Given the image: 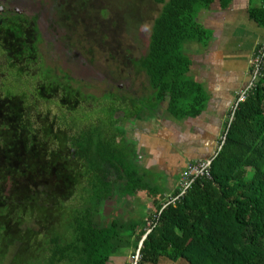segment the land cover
I'll use <instances>...</instances> for the list:
<instances>
[{
  "label": "trees",
  "instance_id": "16d2710c",
  "mask_svg": "<svg viewBox=\"0 0 264 264\" xmlns=\"http://www.w3.org/2000/svg\"><path fill=\"white\" fill-rule=\"evenodd\" d=\"M134 1L139 12L149 3ZM157 1L163 7L154 19L147 54L136 59L129 49L115 48L124 57V69L147 74L154 95L108 92L111 122L76 128L81 90L67 73L53 74L50 68L37 91L0 92V264H113L127 257L129 248L139 258L128 264H264V66L254 89L226 124L211 178H198L165 208L163 192L146 191L153 207L149 211L143 206L138 219L100 221L105 200L144 193L139 191L144 176L117 141L124 133L122 122L140 118L165 101L177 119L200 116L207 94L190 77L192 59L185 44H209L213 34L198 21L200 11L215 3L226 10L234 0ZM55 9L58 22L68 31L78 29V38L90 43L97 38L109 41L110 29L115 36L123 28L137 29L144 19L140 14L130 26V11L116 9L112 0H55ZM13 12L4 20L6 49L15 58L39 61L37 16ZM248 12L264 30V0H251ZM36 96H58L71 115L51 117V111L34 105ZM80 188L82 204H70ZM178 192L179 187L172 195Z\"/></svg>",
  "mask_w": 264,
  "mask_h": 264
},
{
  "label": "crops",
  "instance_id": "0c3cea01",
  "mask_svg": "<svg viewBox=\"0 0 264 264\" xmlns=\"http://www.w3.org/2000/svg\"><path fill=\"white\" fill-rule=\"evenodd\" d=\"M250 5L251 0H234L226 10L219 3L202 9L198 21L209 30L216 28L215 34L207 45L196 41L185 44L192 59L190 77L207 94L206 108L200 116L177 119L167 111L165 101L156 106L160 107L158 110H145L140 118L135 115L122 122L124 133L117 141L127 153H132L133 167L144 176L141 179L144 186L139 188L144 193L126 194L137 200L139 206L149 207L150 211L152 202L146 193L150 190L163 192L162 198L167 200L178 188L180 175L188 163L208 159L217 152L236 93L246 85L254 53L264 43V30L249 16ZM242 27L250 31V35L243 33V36L251 41L248 51L243 45L241 53L238 50L241 44L235 39L242 36ZM149 93L154 95V90L151 88L142 96ZM152 111L156 112L153 117Z\"/></svg>",
  "mask_w": 264,
  "mask_h": 264
},
{
  "label": "rangeland",
  "instance_id": "374dc122",
  "mask_svg": "<svg viewBox=\"0 0 264 264\" xmlns=\"http://www.w3.org/2000/svg\"><path fill=\"white\" fill-rule=\"evenodd\" d=\"M12 1L15 2V4ZM5 2H11V7L23 9L29 16L33 14L38 15V24L42 33L40 59L35 67L38 80L43 77L45 69L50 68L53 74L67 73L70 77L71 84L74 87L80 88L83 98L80 106L77 108L78 110H75L76 117L73 121L78 125L76 128L80 126L82 128L83 125L90 123L101 122L102 124L112 121V116L110 115L112 107L110 106L113 101L106 96L108 92L117 96L124 94L138 97L147 94L151 90L147 74L144 71L138 72L136 69H124L122 64L123 56H119L115 48L117 45H120L122 51L124 48L126 51L129 49L134 58L140 59L144 57L149 50L153 22L163 7L162 3H159L157 0H148L149 3L146 5L143 4V12H139L135 9L136 6H139V2L137 1L112 0V5L116 9L127 8V10L130 11L128 16L130 26L136 23L135 19L140 16V14H143L144 19L137 26V29L136 27L131 30L130 28L120 29V36H115V31L110 29L108 33L110 37L109 41L103 42V40L97 38V40H93V42L90 43L78 38L80 37L78 29H76L77 31H68L69 29L67 27L62 25L61 22H58L57 13L53 9L55 0H0L1 5ZM244 29L243 27L240 28V30H242V36L239 38L236 37L235 39L236 42L241 44L238 49L241 53L244 51L243 45H245V50L248 51L251 41L247 36H243V33L250 35V31ZM215 30L216 28L209 31L215 34ZM69 36H72V40H69ZM6 63V58L5 56L3 57L0 49V68L4 69ZM130 67L133 68L134 66ZM8 77V75L3 76L0 74V81H6L5 93L17 95L25 93L26 90L27 92H30L28 90L32 91L38 81L33 78V75L30 80L29 75H23L19 80H17V76L15 80L18 82L12 80L13 77L11 75L9 79ZM249 77L250 75L248 79ZM88 95L94 97H86ZM135 103L137 105V102ZM40 108L42 110H50L52 116L60 115L61 117L63 113H65L67 117L71 115V113H67L65 109L61 110L56 103L41 101ZM130 108L135 109V106L133 105ZM158 109H160V107L156 108V110ZM125 110H128V107L125 108ZM154 114H156V112L152 111L150 116L153 117ZM61 118L66 119V117ZM75 131L76 129L73 128L72 132ZM223 135L224 132L222 133V136ZM131 156L132 153L130 154V152H128V157H130L128 158L129 160ZM160 175L161 174H158V177H160ZM128 182L131 183L130 181ZM128 182H126V185H128ZM121 183L123 187L124 184L122 181ZM118 195L105 200L101 206L102 219L100 218V221L102 223L108 224L116 217H123L125 219L132 217L138 219L140 215H142L144 207L141 205L139 206L137 200L135 201L131 196L122 198ZM81 197L82 189L80 188L76 198L70 201V204H82ZM116 197L119 198L116 199ZM123 199L126 201L125 203L124 201L122 202ZM126 253L128 254L127 257H121L115 260L113 264H128L131 260L136 262L139 258L138 252L133 256V249L131 248L126 250ZM118 260L120 261L118 262ZM163 264L173 263L164 260Z\"/></svg>",
  "mask_w": 264,
  "mask_h": 264
},
{
  "label": "built area",
  "instance_id": "2783aa9c",
  "mask_svg": "<svg viewBox=\"0 0 264 264\" xmlns=\"http://www.w3.org/2000/svg\"><path fill=\"white\" fill-rule=\"evenodd\" d=\"M263 66H264V45L258 48L256 52L254 53V56L251 62L250 72H249L250 77L246 85L240 90H238V92L236 93L235 100L231 106V110H230L231 114L229 117L230 118L229 121L232 120L234 113L237 110L239 104L242 101H244L249 96L250 92L254 89L256 82L259 79V76L261 74V71L263 70ZM224 141H225V135H223L221 138L222 144L224 143ZM221 146L222 145L218 146V150L221 149ZM217 152L208 159H199V160L192 161L187 164V166L185 167V169L183 170L179 178L178 194L176 196H173V195L170 196L167 199V202L163 205V208H165L170 203L175 202L181 197H183L198 178H202V177L211 178L212 177L211 167H212L213 159L215 158ZM148 226L151 227V224L148 223ZM150 231H151V228L148 229V232Z\"/></svg>",
  "mask_w": 264,
  "mask_h": 264
},
{
  "label": "flooded vegetation",
  "instance_id": "af4514ba",
  "mask_svg": "<svg viewBox=\"0 0 264 264\" xmlns=\"http://www.w3.org/2000/svg\"><path fill=\"white\" fill-rule=\"evenodd\" d=\"M13 3L15 4V2H13ZM11 6H12L11 2H5L2 5L0 3V49H1V53H2L3 57L5 56L6 61H7V63L4 65V69L0 68L1 69L0 74L3 76L8 75L9 76L8 79L10 78V75H11L13 77L12 80L17 79L16 78L17 76H18L17 80H19L23 75H29V80H30L32 78V75H33V78L38 80V76L35 73V67H36V64L38 63V60L37 61L36 60L27 61L25 58L23 60H21L19 57L15 58V55L11 52H8V50L5 47L6 46L5 45L6 39H5V37H3V26L5 23L4 20L8 21L10 19V17L14 16L13 11H15L19 14L27 15L23 9L11 7ZM53 9H54V11L56 10L55 4L53 5ZM32 16H37V18H38L37 14H33ZM37 23H38V20H37ZM38 27H39V24H38ZM39 30H40V28H39ZM41 35H42V33H41ZM41 40H42V37H41ZM40 43H41V41H40ZM40 43H39V51H40ZM47 69H45V71L43 73V77L40 78L36 82L35 88L32 91H37L40 88L41 82L44 81V79H45V74H46ZM17 80H15V81H17ZM5 84H6V81H0V92L1 93L3 91L5 93V90H4L5 86H6ZM28 91L31 92V90H28ZM78 99L82 100V97L81 98L78 97ZM41 101L48 102V103H56V105L58 107H60L61 110L65 109L67 112V109L63 108L60 105V100H59L58 96H54L52 100H44L42 98L39 100L37 97V98H35L34 105L39 106V108H40ZM50 101H52V102H50ZM73 102L76 104L75 100ZM80 104H81V101H79V103L76 104L77 108L80 106ZM46 111L49 112L50 110H46ZM68 112L71 113V110L68 109ZM61 116H64V113ZM51 117H54V115L53 116L51 115Z\"/></svg>",
  "mask_w": 264,
  "mask_h": 264
}]
</instances>
